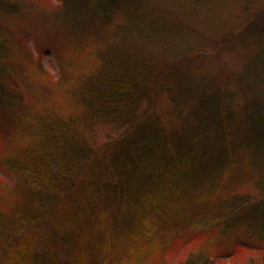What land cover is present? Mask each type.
<instances>
[{"label": "trees", "instance_id": "1", "mask_svg": "<svg viewBox=\"0 0 264 264\" xmlns=\"http://www.w3.org/2000/svg\"><path fill=\"white\" fill-rule=\"evenodd\" d=\"M33 1L0 0V264H264V7L215 42L244 73L207 76L183 73L196 51L153 59L135 42L174 29L152 0ZM40 34L66 76L28 46ZM45 78L65 83L54 109L29 102Z\"/></svg>", "mask_w": 264, "mask_h": 264}, {"label": "rangeland", "instance_id": "2", "mask_svg": "<svg viewBox=\"0 0 264 264\" xmlns=\"http://www.w3.org/2000/svg\"><path fill=\"white\" fill-rule=\"evenodd\" d=\"M53 3L56 0H50ZM39 0H34L33 4L30 5L31 9H34L35 5ZM192 0H152L148 3L149 9L153 12H157L159 22L163 24H169L173 26V30L171 28L170 32L164 35L157 33V36L154 37H146L144 40L142 38H136L135 42L139 41V44L144 45L142 49L145 50L146 56L151 58H160L166 57V60H175L182 55H187L191 52H195V56L189 58L185 62V66H183V73H185L186 69L193 71V74H198L201 71L205 72L207 76L216 75V72L221 68V65L224 63L225 68L231 70L237 75L241 74L245 69L243 68V56L241 55L240 48L236 46L233 48L231 41L227 42L226 44L220 46V44L215 45L218 40L222 38V36H226L229 31H232L238 23H241L244 17H252L251 13L253 11L261 9L264 7V0H252L247 10H244L245 13L243 14L242 9L244 8L243 5L247 3L245 0H206L205 3L198 5L197 7H193V3L191 5ZM262 11V10H261ZM31 14V13H29ZM121 15V14H120ZM120 15H117L116 20H120ZM246 20V19H245ZM42 29V28H39ZM42 34V31H40ZM37 36L38 42H35L33 39L28 42V46H31L35 50V55L38 53L35 45L38 44L41 46V63L42 66L48 70L51 76L57 78L60 76L61 73H66L65 70L63 71L58 62L55 59V55L53 51L47 48L46 37L42 35ZM98 39H102L99 36ZM215 45V46H214ZM217 46V47H216ZM40 48V47H39ZM90 51L81 50L80 59L79 61L83 63L84 61H88L90 52L93 49H89ZM97 55H100L99 53ZM95 56V55H94ZM99 58V57H98ZM91 61H88L90 65ZM186 68V69H185ZM40 71V70H39ZM37 72L38 75L35 76L36 83L40 82L39 77L44 76L43 73ZM79 72V71H78ZM244 73V72H243ZM62 76H66V74H61ZM68 78H64L66 80ZM45 82V86H42L43 89L41 90L38 84H30L28 82V90L30 92L31 98L34 97L35 101H29L31 106H36L40 103L39 106L46 105L54 109V101L55 99L52 97V94L56 89L58 91L64 89L65 83H55L45 78L43 79ZM30 81H32L30 79ZM32 81V82H33ZM68 81L73 83L72 79L69 78ZM62 86V87H61ZM67 86V85H66ZM237 82L233 80V83L230 84L229 87L236 89ZM55 88V89H53ZM37 89V90H35ZM43 98V102H36L38 99ZM236 104L241 103V95L236 97ZM241 99V100H240ZM158 105L160 108L165 107L167 104H163L159 102ZM38 106V107H39ZM24 106H22L23 108ZM14 110L19 112V117L16 116V119L24 122L25 124L33 123L34 121V114L31 112L32 109L29 108H19L14 106ZM54 112V111H52ZM11 129V124L8 125ZM101 129L105 131V128L101 126ZM102 135L101 131L98 132ZM3 177L4 179L11 182V177H9L5 172L0 171V178ZM247 230H241L236 232L232 235H226L222 238V247L226 246L228 242H231L237 235H248L251 234V228ZM253 230V229H252ZM178 234L183 233L180 228L174 227L172 233ZM187 233V232H186ZM166 237V235H165ZM162 238L160 243H165L166 238ZM156 240H159L157 237H153ZM176 253L174 252V255ZM177 255V254H176ZM179 256V255H177ZM219 263H224L225 259H220ZM76 262L78 264H83L81 258L77 259ZM216 262V261H215ZM72 264H74L72 262ZM225 264V263H224Z\"/></svg>", "mask_w": 264, "mask_h": 264}]
</instances>
